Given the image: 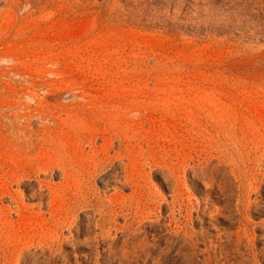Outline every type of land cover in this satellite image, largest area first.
Returning a JSON list of instances; mask_svg holds the SVG:
<instances>
[{"label": "rangeland", "instance_id": "374dc122", "mask_svg": "<svg viewBox=\"0 0 264 264\" xmlns=\"http://www.w3.org/2000/svg\"><path fill=\"white\" fill-rule=\"evenodd\" d=\"M0 264H264V0H0Z\"/></svg>", "mask_w": 264, "mask_h": 264}]
</instances>
